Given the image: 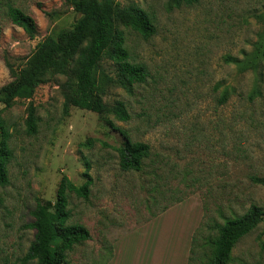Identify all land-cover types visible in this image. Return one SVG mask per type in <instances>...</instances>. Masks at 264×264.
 I'll list each match as a JSON object with an SVG mask.
<instances>
[{"label":"rangeland","instance_id":"374dc122","mask_svg":"<svg viewBox=\"0 0 264 264\" xmlns=\"http://www.w3.org/2000/svg\"><path fill=\"white\" fill-rule=\"evenodd\" d=\"M117 1L138 5L155 27L148 38L120 27L131 59L148 75L129 90L109 87L103 100L123 102L129 120L72 106L64 112L65 75L37 87L34 135L25 132L28 100L0 103L13 153L9 183L0 186V264H22L35 237L26 225L37 199L54 201L63 175L77 186L85 171L91 179L87 198L69 193V222L90 232L66 252L70 264L110 261L128 242L138 260L158 261L166 250L168 264H186L192 234L191 264H208L216 223L251 204L264 210V184L251 180L264 178V0ZM12 2L34 18L36 34L1 17L0 85L37 42L79 18L68 0ZM100 67L114 74L110 61ZM108 121L149 144L141 170L120 168L123 137ZM228 264H264V216L235 244Z\"/></svg>","mask_w":264,"mask_h":264},{"label":"trees","instance_id":"16d2710c","mask_svg":"<svg viewBox=\"0 0 264 264\" xmlns=\"http://www.w3.org/2000/svg\"><path fill=\"white\" fill-rule=\"evenodd\" d=\"M79 14L76 22L58 36L48 35L36 43L33 51L17 69L9 68L12 79L0 85V103L11 107L17 100H28L25 116V132H37V110L32 98L38 86L48 81L50 76L65 75L64 112L70 106L86 109L106 117L112 114L116 119L127 121L130 118L124 103L119 101L108 106L103 95L111 86L129 90L134 84L145 82L148 75L146 66L131 59L125 43L123 29L129 28L143 38L155 33L150 16L134 3L122 5L117 0H68ZM198 0H170L171 3L193 4ZM5 16L10 23L22 28L33 38L36 34L34 18L17 7L12 0H0V20ZM3 26L0 22V34ZM103 59L110 61L114 74L102 69ZM229 61L231 59H228ZM250 63L255 67L254 63ZM227 98L224 93L220 102ZM123 141L117 151L122 170L139 171L144 159L150 155L146 142L134 141L126 131L118 129ZM11 133L6 120L0 115V186L9 183L8 166L13 157L10 147ZM86 168L89 164L86 163ZM83 184L75 185L63 175L56 189L55 200L37 199L32 211L33 221L28 228L35 230L34 240L21 257L22 264H70L66 252L90 238L88 228L80 223H70L69 193L87 198L91 179L87 171ZM255 183L264 184V178L253 176ZM169 205L162 210L168 208ZM264 210L256 205L242 214L224 218L216 223V237L212 240V252L208 264H228L231 252L240 238L252 231L263 219ZM194 240V237H193ZM192 240V242H193ZM193 245L188 264H191Z\"/></svg>","mask_w":264,"mask_h":264},{"label":"crops","instance_id":"0c3cea01","mask_svg":"<svg viewBox=\"0 0 264 264\" xmlns=\"http://www.w3.org/2000/svg\"><path fill=\"white\" fill-rule=\"evenodd\" d=\"M152 230V228H151ZM181 234V231L179 233V235ZM181 237V236H179ZM192 237H193V234L191 236V246H192ZM122 249L124 250V252L122 253L121 252V249H120V252H117L115 253V256L110 260V261H106L104 263H100V262H95V264H168V258L172 259V255L170 254H167V251H165V253H162V255L160 256H155L156 258H158L159 260H148V261H143V258L141 260H138L137 258V252H135V250L132 252L131 249H132V246L128 243L126 244H122ZM191 249V247H190ZM173 249H171L172 251ZM189 254H190V251H189ZM190 256V255H189ZM189 256H188V260H189ZM146 259V258H144ZM188 264V261L187 263Z\"/></svg>","mask_w":264,"mask_h":264}]
</instances>
